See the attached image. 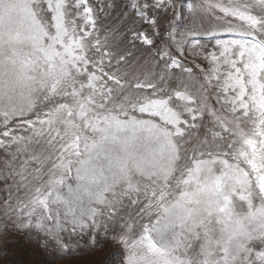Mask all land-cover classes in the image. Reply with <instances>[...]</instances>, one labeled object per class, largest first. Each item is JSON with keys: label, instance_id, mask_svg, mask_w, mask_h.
I'll use <instances>...</instances> for the list:
<instances>
[{"label": "snow or ice", "instance_id": "obj_1", "mask_svg": "<svg viewBox=\"0 0 264 264\" xmlns=\"http://www.w3.org/2000/svg\"><path fill=\"white\" fill-rule=\"evenodd\" d=\"M12 227L61 251L102 232L123 264H264V0H0Z\"/></svg>", "mask_w": 264, "mask_h": 264}, {"label": "rangeland", "instance_id": "obj_2", "mask_svg": "<svg viewBox=\"0 0 264 264\" xmlns=\"http://www.w3.org/2000/svg\"><path fill=\"white\" fill-rule=\"evenodd\" d=\"M188 2H192V0H188ZM142 47V46H141ZM29 234H35L39 239H40V242L42 244H46V242H49L53 245H55V247H57L59 249V247L50 239H48L46 237V234L39 231V230H36L34 228H25V229H17L15 227H12V228H9L8 229V233L6 236H4L3 238H0V250H3L4 248H8L10 247V254L11 256H23V257H27L29 256L28 260L30 261L31 264H35V263H39V261H44V258L42 257V252L40 249L36 248V247H31L29 246L28 244H26L25 248L27 249H24V248H20L18 247V242H17V238H20V237H24L25 239L24 240H27V236ZM22 235H26L25 236H22ZM94 237V240H95V243L93 245H90L89 244V240L91 238ZM64 239L65 240H69L72 244V247H69L67 248L66 250L64 251H79V250H83V249H88V248H95V247H99L101 248V246H104L106 245L105 247H108V246H111V247H116V248H120L122 253H123V257L125 259V256H126V251L125 249L123 248V246L119 243H116L114 242L110 236L108 235H105L104 233L102 232H95V233H89V232H84V233H80V234H76V235H73V236H69L68 234H65L64 236ZM16 242V243H15ZM25 243V242H24ZM25 250H32V253L29 254V253H25ZM61 251V250H60ZM24 254V255H23ZM16 256V257H17ZM15 257V258H16ZM46 257V256H44ZM47 259V257H46ZM18 260V258H17ZM47 264H50V260L47 259ZM89 259L86 257V256H83L82 258H74V259H67V260H63V261H56L52 264H85L86 262H88ZM15 263V261H14ZM17 264H21V262H17ZM27 264H29L27 262Z\"/></svg>", "mask_w": 264, "mask_h": 264}, {"label": "trees", "instance_id": "obj_3", "mask_svg": "<svg viewBox=\"0 0 264 264\" xmlns=\"http://www.w3.org/2000/svg\"><path fill=\"white\" fill-rule=\"evenodd\" d=\"M25 236L26 235H22ZM27 240L24 237H20L17 238V242L18 247L20 248H25L26 244H28L31 247H36L38 249L41 250L42 252V257L44 258V261H39V263H35V264H47V259H49L51 262L50 264L58 261H63V260H67V259H76V258H82L83 256H86L89 261L86 262L85 264H123L124 261V257H123V253L121 251L120 248H116V247H105L101 246V248L99 247H95V248H88V249H83V250H79V251H60V249H58L57 247H55V245L46 242V244H42L40 242V239L34 234H29L27 237ZM25 242V243H24ZM16 243V242H15ZM10 247L8 248H4L3 250H0V264H17V262H21V264H27V262L29 264L30 261L28 260L27 257H23V256H11L10 254ZM25 253H32V250H25ZM24 255V254H23ZM46 256V257H44ZM16 257V258H15ZM18 258V260H17ZM15 261V263H14ZM34 264V263H33Z\"/></svg>", "mask_w": 264, "mask_h": 264}]
</instances>
